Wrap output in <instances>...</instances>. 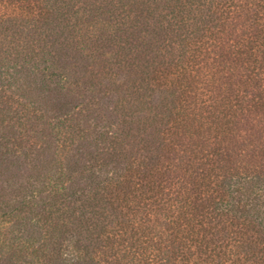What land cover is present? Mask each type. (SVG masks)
Wrapping results in <instances>:
<instances>
[{
  "label": "trees",
  "instance_id": "obj_1",
  "mask_svg": "<svg viewBox=\"0 0 264 264\" xmlns=\"http://www.w3.org/2000/svg\"><path fill=\"white\" fill-rule=\"evenodd\" d=\"M0 264H264V0H0Z\"/></svg>",
  "mask_w": 264,
  "mask_h": 264
}]
</instances>
